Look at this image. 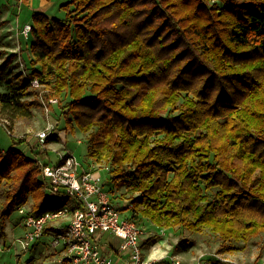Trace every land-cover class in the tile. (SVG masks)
Segmentation results:
<instances>
[{"label":"trees","instance_id":"16d2710c","mask_svg":"<svg viewBox=\"0 0 264 264\" xmlns=\"http://www.w3.org/2000/svg\"><path fill=\"white\" fill-rule=\"evenodd\" d=\"M61 7L63 18L33 12L29 78L15 74L0 105L21 112L16 107L36 103L20 101L32 93L31 78L50 82L49 97L64 99L58 106L67 125L88 134V157L105 162L114 184L131 192L123 209L137 225L207 227L222 248L264 231V0H68ZM162 20L173 35L167 42H159ZM180 99L178 114L162 116ZM53 140L49 134L45 142ZM38 173L20 148L0 149V237L5 217L29 199L36 217L65 203L50 208L65 198Z\"/></svg>","mask_w":264,"mask_h":264},{"label":"rangeland","instance_id":"374dc122","mask_svg":"<svg viewBox=\"0 0 264 264\" xmlns=\"http://www.w3.org/2000/svg\"><path fill=\"white\" fill-rule=\"evenodd\" d=\"M49 1L52 3H49L48 8L41 10V0H0V63L15 54L11 56V63L0 71V94L13 91L9 80L18 72L21 77L29 78L30 67L33 66L30 61L33 35L30 31L25 37L21 29L26 23L33 24V12H42L56 18L65 16L66 11L61 4L67 0ZM197 18H201L200 14H197ZM165 24L166 21L162 20L157 31L163 35L159 42L173 39L171 31H165ZM172 53L171 51L170 54ZM187 58L188 55L183 54L179 61L183 63ZM35 79L37 84L33 83ZM47 84L41 83L38 78H31L29 90H32V93L23 95L20 101L34 100L36 103L29 108L25 105L21 109L16 107L21 112H12V108L0 105V149L8 154L10 147L20 148L35 160L40 170L37 159L54 165L60 160L61 154L70 151L83 168H88L91 162L94 164L93 171L99 176V183L103 188L108 190L112 186V189L108 190L110 196L120 200L129 199L131 192L123 194V185L114 184L109 178L107 164L88 157V134L80 131L74 123L73 127L67 125L58 106L59 101L64 102V99L62 96L49 97L53 85L50 82ZM49 98H56V102H48ZM181 103L180 99L175 108L164 111L162 116L178 114ZM44 128H48L57 140L45 142L42 146L37 144L36 133ZM9 172L10 175L14 173ZM38 178H42V173H38ZM30 201L31 199L23 206L24 210H28ZM64 201L54 202L50 208L55 209ZM119 204L123 205L122 202ZM23 223V215L17 209L5 217V236L0 237V264H64L59 260L61 252L49 243L50 234H44L33 242L31 247L23 250L19 242L24 235ZM139 226L142 257L151 263L174 264L177 261L178 264H212L211 260H221L232 264H264V231L258 232L248 240L233 241L232 247L222 248L217 234L207 227H201L198 231L179 227L163 228L147 219L139 221ZM102 238L108 244L118 246V240L106 232L102 233ZM112 258L115 264H123L121 259L116 263L114 255Z\"/></svg>","mask_w":264,"mask_h":264},{"label":"built area","instance_id":"2783aa9c","mask_svg":"<svg viewBox=\"0 0 264 264\" xmlns=\"http://www.w3.org/2000/svg\"><path fill=\"white\" fill-rule=\"evenodd\" d=\"M30 31V24L22 26L25 37ZM33 83L38 81L35 79ZM48 102L54 103L56 98H49ZM49 134L48 128L38 131L37 144L43 146ZM37 161L47 189L55 197L65 198V203L37 217L23 207L18 209L25 227L19 241L23 250L44 234H50L49 243L61 252L59 260L64 264H115L113 255L116 263L121 259L123 264H151L142 257L140 226L122 213L127 212L123 206H131L129 199L120 200L123 205L112 199L99 183L92 162L85 169L70 151L61 154L54 165L43 164L40 158ZM45 228H49L47 232ZM105 232L118 240V246L102 240Z\"/></svg>","mask_w":264,"mask_h":264},{"label":"crops","instance_id":"0c3cea01","mask_svg":"<svg viewBox=\"0 0 264 264\" xmlns=\"http://www.w3.org/2000/svg\"><path fill=\"white\" fill-rule=\"evenodd\" d=\"M68 1V0H67ZM41 10H46L45 8H48V5H49V3H52L51 1H49V0H41ZM64 3V2H63ZM43 8V9H42Z\"/></svg>","mask_w":264,"mask_h":264}]
</instances>
